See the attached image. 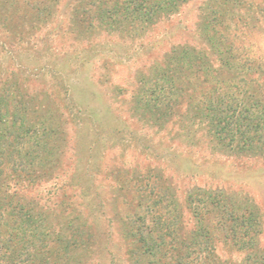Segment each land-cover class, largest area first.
<instances>
[{
  "label": "trees",
  "instance_id": "obj_1",
  "mask_svg": "<svg viewBox=\"0 0 264 264\" xmlns=\"http://www.w3.org/2000/svg\"><path fill=\"white\" fill-rule=\"evenodd\" d=\"M189 1L76 0L69 28L87 37L96 28L140 35ZM60 2L27 1L32 36L48 33ZM257 3L206 0L198 31L216 66L201 49L173 47L162 63L140 77L134 100L140 117L159 128L175 118L188 129L204 123L217 151L264 157V62L247 55L250 44L239 43L252 31L264 32V8ZM6 6L0 0V9ZM3 15L1 10L0 19ZM15 35L23 38L22 32ZM14 87L18 94L0 91V264H92L97 256L93 225L102 205L95 202L88 184L78 195L87 204L74 214L67 212L69 205L56 213L46 202L18 192L21 180L15 178L23 176L26 185L35 184L60 165L64 136L55 115L42 110L37 117L29 116V108L40 110L37 95ZM162 178L160 186L147 180L136 192V211L127 215L124 236L130 242L131 264H231L218 258L221 242L245 253L239 264H264L261 216L251 198L224 188L195 186L186 196L193 215L190 226L176 191Z\"/></svg>",
  "mask_w": 264,
  "mask_h": 264
},
{
  "label": "rangeland",
  "instance_id": "obj_2",
  "mask_svg": "<svg viewBox=\"0 0 264 264\" xmlns=\"http://www.w3.org/2000/svg\"><path fill=\"white\" fill-rule=\"evenodd\" d=\"M4 1L7 6L0 9L4 11L0 19V91L17 93L14 86L20 85V90L37 95L40 110L29 108V116L55 115L64 136L60 165L35 184L26 185L23 176L15 178L21 180L18 192L38 203L46 202L56 213L69 205L67 212L74 214L87 204L78 195L88 184L95 202L102 205L93 225L97 256L92 264H131L130 242L124 236L127 215L136 211V192L148 181L160 186L159 176L176 191L190 226L193 215L186 196L193 187L224 188L247 195L259 208L260 242H264V157L217 151L204 123L188 129L175 118L162 128L151 125L134 105L140 77L152 65L162 63L175 46L201 49L216 66L215 56L198 31L206 0L183 4L140 35L96 28L89 37L78 36L69 28L76 0H61L54 22L48 33L41 32L42 38L29 31V0ZM257 1L263 9L264 0ZM261 27L264 30V23ZM241 39L239 43L250 44L247 55L263 63L264 32L252 31ZM216 253L231 264H239L245 255L222 242Z\"/></svg>",
  "mask_w": 264,
  "mask_h": 264
}]
</instances>
